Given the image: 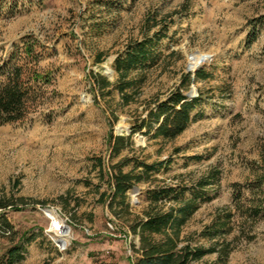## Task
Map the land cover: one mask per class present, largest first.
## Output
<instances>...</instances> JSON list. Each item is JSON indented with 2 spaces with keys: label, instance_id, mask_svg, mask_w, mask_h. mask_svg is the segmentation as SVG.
I'll use <instances>...</instances> for the list:
<instances>
[{
  "label": "rangeland",
  "instance_id": "1",
  "mask_svg": "<svg viewBox=\"0 0 264 264\" xmlns=\"http://www.w3.org/2000/svg\"><path fill=\"white\" fill-rule=\"evenodd\" d=\"M163 23L166 35L153 46L157 63L125 77L144 78L125 93L126 103L112 87L124 80L113 59ZM12 54L23 79L33 71L48 81H29L24 118L0 126V202L7 204L0 217L11 227L0 234V264L19 242L22 259L13 264H130L139 246L130 225L149 206L147 192L191 188L211 170L217 182L181 236L203 248L225 240L231 251L224 263L212 253L192 264H264V218L244 216L264 204V0H0V62ZM197 71L205 78L196 79ZM95 76L108 85L97 88ZM175 89L200 98L197 119L172 139L137 132L111 156L108 136L127 137ZM124 157L168 165L134 184L125 204L110 202L107 173ZM218 219L223 231L203 233ZM54 220L62 233L50 232Z\"/></svg>",
  "mask_w": 264,
  "mask_h": 264
},
{
  "label": "trees",
  "instance_id": "2",
  "mask_svg": "<svg viewBox=\"0 0 264 264\" xmlns=\"http://www.w3.org/2000/svg\"><path fill=\"white\" fill-rule=\"evenodd\" d=\"M165 29L166 24L163 23L151 37L127 44L125 49L113 59L114 71L124 77V80L115 82L112 87L125 98L126 103L128 100L125 93L137 90L144 78L142 74L139 78L130 80H126L125 77L130 72L143 71L157 63L158 55L153 53V46L165 37ZM255 39L254 33L248 36L246 45H251ZM23 52L26 56L30 52L27 44L23 45ZM19 61L20 57L12 54L0 62V126L20 122L24 118L28 98L32 92L29 81L43 80L45 83L48 81L47 73L33 71L23 79L24 67L18 64ZM194 77L203 79L205 74L197 71ZM184 79L189 80V76H184ZM93 81L97 88L103 89L108 85L103 79H97V76L93 77ZM199 103V97L190 98L180 89H175L163 100L155 102L153 107L148 109L145 117L133 122L127 137L110 134L107 140L109 154L111 156L119 154L130 144L131 137L142 130L145 135L152 133V138L172 139L180 135L190 123L197 119V115L193 112ZM131 162L134 163L132 168L124 172L122 168ZM167 163L168 161L163 160L147 164L132 157H124L111 165L106 179L110 191V202L117 199L121 204H125L126 193L134 188V184L150 181L156 171L167 167ZM98 165L99 172L104 175L100 161ZM218 174L217 170H211L198 179L191 188L177 184L176 186H158L147 192L149 206L144 211L143 217L135 219L130 225V233L139 237V246L134 247L135 258L130 264H192L212 253L217 254L219 263H224L231 251L229 243L225 240L216 241L212 246L203 248L193 246L181 236L183 226L208 200L206 188L217 182ZM259 187L260 185H257L254 189ZM187 191L190 196L185 195ZM234 193L237 200L241 199L242 193L239 188H236ZM5 207L7 204L0 202V209ZM244 216L251 220L264 218V204L249 206ZM218 220L215 222L220 224L215 226L214 222L210 233L209 231L203 233L212 238L223 231L226 225L221 222V219ZM10 230L11 227L4 216H1L0 234H9ZM30 240L31 238L27 242ZM22 249L21 242L7 248L1 256V264H13L21 260Z\"/></svg>",
  "mask_w": 264,
  "mask_h": 264
},
{
  "label": "built area",
  "instance_id": "3",
  "mask_svg": "<svg viewBox=\"0 0 264 264\" xmlns=\"http://www.w3.org/2000/svg\"><path fill=\"white\" fill-rule=\"evenodd\" d=\"M61 220H54L50 223V232L52 234H59L63 230V225Z\"/></svg>",
  "mask_w": 264,
  "mask_h": 264
},
{
  "label": "water",
  "instance_id": "4",
  "mask_svg": "<svg viewBox=\"0 0 264 264\" xmlns=\"http://www.w3.org/2000/svg\"><path fill=\"white\" fill-rule=\"evenodd\" d=\"M190 68H191V66H189V67H188V70H189ZM187 96H188V97H190L189 95H187ZM126 134H127V135H129V131H127V133H126ZM133 191H134V192H136V191H137V188H136V187H134V188H133Z\"/></svg>",
  "mask_w": 264,
  "mask_h": 264
},
{
  "label": "bare ground",
  "instance_id": "5",
  "mask_svg": "<svg viewBox=\"0 0 264 264\" xmlns=\"http://www.w3.org/2000/svg\"><path fill=\"white\" fill-rule=\"evenodd\" d=\"M105 67V66H104ZM105 69L107 70V68L105 67ZM63 231V230H62ZM62 231L60 233H62Z\"/></svg>",
  "mask_w": 264,
  "mask_h": 264
}]
</instances>
